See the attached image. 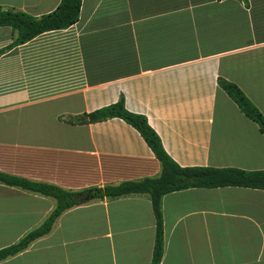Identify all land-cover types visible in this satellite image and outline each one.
Segmentation results:
<instances>
[{"label":"crops","instance_id":"obj_1","mask_svg":"<svg viewBox=\"0 0 264 264\" xmlns=\"http://www.w3.org/2000/svg\"><path fill=\"white\" fill-rule=\"evenodd\" d=\"M60 0H0L40 17ZM0 26V171L82 189L157 175L120 117L74 122L123 98L180 165L264 169V133L218 84L264 115V0H81L71 26L14 44ZM52 196L0 182V248L41 225ZM160 264H264V189L191 187L162 197ZM148 195L71 207L0 264H151Z\"/></svg>","mask_w":264,"mask_h":264},{"label":"trees","instance_id":"obj_2","mask_svg":"<svg viewBox=\"0 0 264 264\" xmlns=\"http://www.w3.org/2000/svg\"><path fill=\"white\" fill-rule=\"evenodd\" d=\"M80 6L81 0H60L55 9L40 17H34L23 11L0 9V26L15 28L18 34L14 44L24 43L43 32L73 25L79 18ZM218 84L238 105L240 110L256 122L260 131L264 133V115L240 87L221 77L218 79ZM110 117H120L138 130L160 163L159 173L139 179L124 180L115 184L70 189L0 171V182L52 196L56 201L53 210L41 225L28 231L18 241L0 248V261L23 251L36 238L47 234L59 215L71 207L93 200L111 199L131 194H146L150 199L155 217V238L151 264H160L164 248L162 197L165 194L191 187L241 186L264 189V169L245 170L230 166H182L178 164L164 149L160 137L150 126L146 116L126 109L122 97L114 103L81 117H75L73 121L84 123Z\"/></svg>","mask_w":264,"mask_h":264}]
</instances>
